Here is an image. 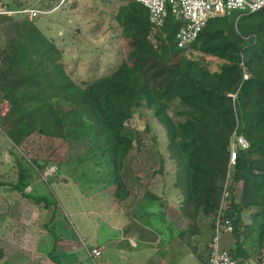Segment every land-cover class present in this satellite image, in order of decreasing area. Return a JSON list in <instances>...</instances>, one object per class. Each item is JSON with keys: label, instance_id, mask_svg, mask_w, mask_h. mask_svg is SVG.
Listing matches in <instances>:
<instances>
[{"label": "trees", "instance_id": "obj_1", "mask_svg": "<svg viewBox=\"0 0 264 264\" xmlns=\"http://www.w3.org/2000/svg\"><path fill=\"white\" fill-rule=\"evenodd\" d=\"M120 25L132 28V35L140 38L159 29L160 34H169L171 41L166 38L167 44L162 42L158 49L152 44L145 46L144 65L138 75H129L121 65L80 88L58 63V49L27 19L23 30L34 34L31 56L22 59L15 41L10 40L4 55L8 64L0 68V94L10 105L5 116L11 122L7 137L14 146L36 130L47 137H59L55 131L67 117L74 134L81 131L96 138L99 147L94 146L112 157L120 145L130 142L121 135L123 124L136 109L150 107L166 130L169 156L178 161L177 180L185 191L182 200L193 217L214 215L227 173L231 171L232 182L242 183L241 201L230 203L225 216L231 221L234 239L229 253L240 264L248 263L264 236V8L241 16L236 26L229 17L210 19L191 43V49L223 61L221 74L202 71L185 58L173 63L171 35L178 23L171 16L160 28H154L147 10L133 0ZM243 32H253L255 35L247 37L254 42L243 46ZM245 70L250 74L248 79L242 76ZM25 82L33 85V90L25 93L21 88ZM232 94L235 97L229 96ZM172 98L188 110L185 120L177 124L165 113V101ZM58 99L74 105L79 113H64ZM50 123L55 129L52 133L48 131ZM233 132L242 136L248 147L236 151L231 170L228 162ZM116 170L118 176V167ZM250 207L257 212L246 224L241 214Z\"/></svg>", "mask_w": 264, "mask_h": 264}, {"label": "rangeland", "instance_id": "obj_2", "mask_svg": "<svg viewBox=\"0 0 264 264\" xmlns=\"http://www.w3.org/2000/svg\"><path fill=\"white\" fill-rule=\"evenodd\" d=\"M58 2L59 0H0V4L6 6L9 11L33 6L48 10ZM132 2L133 0H66L54 11L40 15L31 23L60 52L61 58L58 63L66 77L76 86L86 88L95 80L110 75L121 65L129 75H138L144 65L145 46L152 44L154 49H158L159 45L162 42L166 43L170 37L169 34H160L159 29L152 30L145 38L135 37L132 35V28L121 26L120 20L125 17ZM241 16L243 15L228 16L231 25L236 26ZM5 17L9 20L4 27L6 29H3V35H9V39L0 38V68L8 64V59L4 56L10 47L7 42L14 40L22 59L27 60L31 56L34 38L33 33H26L23 30L27 21L25 15ZM240 35H243L241 37L243 46L254 42L252 38L247 37L255 35L253 32H243ZM171 50L174 54L173 63L185 58L209 74L223 72L222 60L195 51L190 46L182 49L180 53L172 46ZM240 66L244 70L242 64ZM242 76L244 79L250 78L246 70ZM21 88L27 93L33 90L34 86L25 82ZM229 96L235 97V94ZM57 101L62 105L64 113L70 115L79 113L74 105L66 104L59 99ZM164 105L165 113L175 124L187 117L188 110L177 98L165 101ZM9 109L10 105L0 94V163L3 167H8L9 171L15 169L17 176L19 171L15 156L7 155L10 149L14 148L7 137V131H11V122L5 118ZM63 123L58 132L51 123L48 128L49 133L55 131L61 135L59 137H47L36 130L21 142L22 155H19L21 174L34 175L35 173H31L32 168L42 173L45 167H55L51 176L67 178L75 186L82 187L85 193L95 195L102 192L112 198L115 215H118L116 219L119 221V232L127 228L128 233L131 222L135 221L134 234H137L139 239L146 230L151 228L154 230L160 226H165L167 234L171 231L174 234L180 233L182 236L179 240L185 242L188 248L195 247L192 246L191 239L195 234L202 243L211 237L209 233H213V218L216 212L214 215L199 214L193 217L192 210L184 204L182 199H185V191L177 180L178 161L170 158L166 130L155 119L150 107L136 109L132 117L123 124L121 135L130 142L120 145L112 157L96 148L99 147L96 138L81 131L74 134L75 130L67 117L63 118ZM234 133L231 135L230 149L235 146V140L238 141ZM243 140L245 141L244 138ZM245 143L247 144L246 141ZM241 146L236 144L235 151L246 149L248 144L245 148ZM116 163L119 165L116 166ZM116 167L119 184L115 181L118 177L115 175ZM232 167V163L228 162V168L232 170ZM35 172L37 174V171ZM231 177L230 171L223 182V187L228 188V206L233 201L240 202L242 194V183L232 182ZM171 210L177 214L171 217L175 218L177 223L169 222ZM256 212L257 208L254 207L244 210L241 214L244 223L249 224L250 215ZM145 227L146 229H143ZM222 237L220 245L223 243ZM119 239L121 242L132 244L125 240L126 238L122 240L118 237ZM260 244L259 251L246 264H264V236ZM143 245L144 243L138 242L137 249H133L124 243L120 244L123 248L127 247L126 251L129 252L136 251ZM244 247L248 248L249 243L244 244ZM114 262L111 261V264Z\"/></svg>", "mask_w": 264, "mask_h": 264}, {"label": "crops", "instance_id": "obj_3", "mask_svg": "<svg viewBox=\"0 0 264 264\" xmlns=\"http://www.w3.org/2000/svg\"><path fill=\"white\" fill-rule=\"evenodd\" d=\"M7 20L6 17L0 18V38L6 40L9 35H3V29H6ZM13 154L19 171L17 176L15 169L9 171L0 163L4 170L0 172V264L206 262L207 244L213 233H209L211 237L204 243L199 241L197 234L193 235L192 246L195 247L188 248L185 242L179 240L182 236L180 233L171 231L167 234L165 226L146 230L140 239L134 234L135 221L131 222L128 233L127 228L119 232L118 215H115L111 197L102 192L98 193L100 195L85 193L82 187L75 186L64 177L50 176L42 180L41 172L34 168L30 170L33 174L37 171L36 175L27 173L25 176L20 172V145L10 149L7 155ZM170 212L169 222H175L176 219L171 217L177 214L174 210ZM118 237L122 240L126 238L132 244L121 242ZM138 242L144 245L136 251L129 252L126 251L127 247L120 246L124 243L128 248L137 249ZM222 242L224 248L233 249L234 239L231 235L222 237ZM92 248L101 251L99 259L91 258Z\"/></svg>", "mask_w": 264, "mask_h": 264}, {"label": "built area", "instance_id": "obj_4", "mask_svg": "<svg viewBox=\"0 0 264 264\" xmlns=\"http://www.w3.org/2000/svg\"><path fill=\"white\" fill-rule=\"evenodd\" d=\"M41 1V0H38ZM66 0H59L51 9L42 7H22L11 11L6 6L0 4V17L25 15L28 20L33 21L40 15H45L54 11ZM144 7L149 16V22L154 28H160L165 19L171 16L174 22L178 23V28L172 36L174 48L182 50L190 46L197 38L206 23L213 18L228 17L233 14L250 15L264 8V0H134ZM235 146L229 147V163L234 165L236 144L247 146L240 135H236ZM241 146V147H242ZM55 167H46L41 173V179L46 180L52 175ZM228 188L224 187L216 214L213 220V235L207 244V255L205 264H240L232 257L229 250L220 245V238L231 235V221L225 216L228 208ZM90 256L96 260L101 257V251L97 248L90 250Z\"/></svg>", "mask_w": 264, "mask_h": 264}]
</instances>
